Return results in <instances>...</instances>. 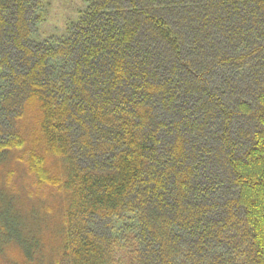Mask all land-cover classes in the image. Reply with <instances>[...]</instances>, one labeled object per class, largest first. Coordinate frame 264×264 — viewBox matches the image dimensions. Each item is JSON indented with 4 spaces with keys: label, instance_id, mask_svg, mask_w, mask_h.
<instances>
[{
    "label": "trees",
    "instance_id": "16d2710c",
    "mask_svg": "<svg viewBox=\"0 0 264 264\" xmlns=\"http://www.w3.org/2000/svg\"><path fill=\"white\" fill-rule=\"evenodd\" d=\"M45 1L0 0V174L57 233L0 212L5 264H264V0H84L41 40Z\"/></svg>",
    "mask_w": 264,
    "mask_h": 264
},
{
    "label": "rangeland",
    "instance_id": "374dc122",
    "mask_svg": "<svg viewBox=\"0 0 264 264\" xmlns=\"http://www.w3.org/2000/svg\"><path fill=\"white\" fill-rule=\"evenodd\" d=\"M84 6V0H46L43 8V10H46L45 19L36 26L34 37L44 40L67 34V24L75 20L76 11L78 12ZM12 169L16 172L11 182V188L14 192L6 189L0 190V194L4 197V204L0 202V212H2L1 214L9 213L10 217L18 220V225L10 234L21 240V251L24 250L23 241L25 238L31 239L32 236L38 238L41 235H47L50 241V238L56 235V221L57 215H59L57 213L60 202L55 193L49 194L52 190L47 188L39 190L36 188L28 176L26 168L15 162L13 156L0 174L1 187H7V171ZM52 209L54 210L53 213H51ZM7 250L9 251V257L6 253ZM7 250L4 255L0 256V264H5L7 259L9 261L13 260V263L20 260L21 253L18 247L12 244Z\"/></svg>",
    "mask_w": 264,
    "mask_h": 264
}]
</instances>
